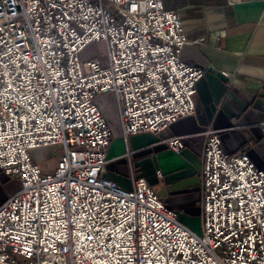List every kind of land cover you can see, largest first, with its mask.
I'll return each instance as SVG.
<instances>
[{"label":"built area","instance_id":"obj_1","mask_svg":"<svg viewBox=\"0 0 264 264\" xmlns=\"http://www.w3.org/2000/svg\"><path fill=\"white\" fill-rule=\"evenodd\" d=\"M91 42L107 66L80 61ZM186 44L163 0H0V173L20 184L0 202V264H264V169L226 152L221 130L205 132L200 235L145 177L105 176L97 95L114 94L125 138L193 115L206 72L180 58ZM51 146L63 152L47 173L32 151Z\"/></svg>","mask_w":264,"mask_h":264},{"label":"crops","instance_id":"obj_2","mask_svg":"<svg viewBox=\"0 0 264 264\" xmlns=\"http://www.w3.org/2000/svg\"><path fill=\"white\" fill-rule=\"evenodd\" d=\"M163 5L178 14L188 40L180 58L206 72L196 84L195 113L160 133L125 138L114 94L97 95L112 133L105 176L124 189L132 186L131 172L145 177L177 219L200 235L206 129L221 130L226 152L245 147L264 169V0H163ZM169 136L184 137L186 147L180 153L167 150L163 140ZM59 150L50 165L38 163L45 172L56 168Z\"/></svg>","mask_w":264,"mask_h":264},{"label":"rangeland","instance_id":"obj_3","mask_svg":"<svg viewBox=\"0 0 264 264\" xmlns=\"http://www.w3.org/2000/svg\"><path fill=\"white\" fill-rule=\"evenodd\" d=\"M92 57H97L101 61L102 66H107L106 46L103 42H91L87 45L85 49H83L79 53V59L82 62H85L86 60L91 59ZM109 108L113 109L114 105L113 107L109 106ZM59 149L60 146H55L51 150H45V148H37V153L34 157V161L42 165L48 166L53 161L55 155L60 153ZM19 188V180L13 177H6L3 173H0V200L1 198H7L8 196L16 193Z\"/></svg>","mask_w":264,"mask_h":264}]
</instances>
